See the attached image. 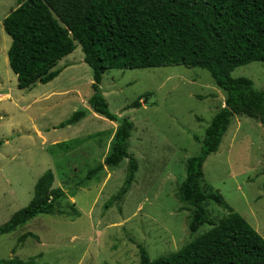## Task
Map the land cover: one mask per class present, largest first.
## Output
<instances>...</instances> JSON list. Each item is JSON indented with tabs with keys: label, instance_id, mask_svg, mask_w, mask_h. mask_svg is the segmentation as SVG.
I'll return each instance as SVG.
<instances>
[{
	"label": "rangeland",
	"instance_id": "obj_1",
	"mask_svg": "<svg viewBox=\"0 0 264 264\" xmlns=\"http://www.w3.org/2000/svg\"><path fill=\"white\" fill-rule=\"evenodd\" d=\"M25 0H0V224L26 206L37 179L48 169L54 186L66 195L58 207L79 216L39 214L0 236V259L15 255L35 264H140L138 243L151 258L182 248L209 230L189 229L191 207L178 198L187 159L198 154L211 119L225 106L226 93L202 67L171 65L110 69L101 90L110 110L134 123L129 150L138 170L129 191L118 198L128 159L106 166L88 180V170L109 153L119 121L91 109L76 124L57 127L80 108H90L93 70L84 61L81 44L57 65L52 81L20 89L10 67L11 36L3 19ZM264 90V61L236 67ZM145 93H151L148 97ZM140 98V107H129ZM264 125L247 115H235L217 152L204 164L203 183L219 191L264 237ZM216 221L228 209L205 202ZM34 233L21 238L25 233Z\"/></svg>",
	"mask_w": 264,
	"mask_h": 264
},
{
	"label": "trees",
	"instance_id": "obj_2",
	"mask_svg": "<svg viewBox=\"0 0 264 264\" xmlns=\"http://www.w3.org/2000/svg\"><path fill=\"white\" fill-rule=\"evenodd\" d=\"M3 26L12 39L8 59L20 89L55 79L63 70L57 68L59 62L76 49V41L81 44L84 61L93 70L90 108L75 110L57 127L78 123L91 109L119 121L109 153L86 174L90 180L127 158L118 198L131 188L139 165L129 150L134 123L113 113L101 90L105 72L171 65L207 69L226 93L225 106L215 113L203 137L194 136L201 150L187 159L177 196L191 207L192 234L205 224L212 227L157 258L138 243L140 264H264V237L219 191L202 184L205 161L218 151L235 115L264 125V90L249 77L232 75L238 66L264 61V0H25L3 19ZM141 105L137 98L129 107ZM2 144L0 140V148ZM54 182L50 168L37 179L30 202L0 224V236L39 214L79 216L74 203L71 210L58 207L66 192ZM207 200L228 209L227 214L216 221ZM28 235L36 236L29 232L20 239ZM12 253L0 264L36 263L35 257L24 260L15 250Z\"/></svg>",
	"mask_w": 264,
	"mask_h": 264
}]
</instances>
